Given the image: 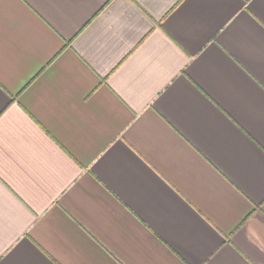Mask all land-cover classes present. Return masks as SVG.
<instances>
[{
	"label": "crops",
	"instance_id": "obj_1",
	"mask_svg": "<svg viewBox=\"0 0 264 264\" xmlns=\"http://www.w3.org/2000/svg\"><path fill=\"white\" fill-rule=\"evenodd\" d=\"M0 264H264V0H0Z\"/></svg>",
	"mask_w": 264,
	"mask_h": 264
}]
</instances>
